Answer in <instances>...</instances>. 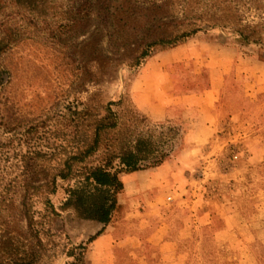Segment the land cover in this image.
Instances as JSON below:
<instances>
[{
    "label": "rangeland",
    "instance_id": "1",
    "mask_svg": "<svg viewBox=\"0 0 264 264\" xmlns=\"http://www.w3.org/2000/svg\"><path fill=\"white\" fill-rule=\"evenodd\" d=\"M160 1L0 0V223L26 234L23 205L35 214L39 236L16 243L31 255L25 263L103 264L95 244L108 229L117 243L143 232L152 244L143 261L127 246L109 264H264V47L200 33L141 58L156 31L147 21L159 16L147 8ZM256 1L241 8L246 22H264V0ZM232 59L245 63L229 73ZM219 67L228 68L214 82L220 101L190 109ZM95 100L122 101L112 109L124 132L159 151L148 169L120 175L108 224L66 206L63 180L47 196L32 184L75 146L76 112ZM121 196L141 199V209Z\"/></svg>",
    "mask_w": 264,
    "mask_h": 264
},
{
    "label": "trees",
    "instance_id": "2",
    "mask_svg": "<svg viewBox=\"0 0 264 264\" xmlns=\"http://www.w3.org/2000/svg\"><path fill=\"white\" fill-rule=\"evenodd\" d=\"M256 3V0H178L172 5L161 0L150 3L147 11L159 16L147 21L150 29L156 31L145 36L147 42L141 58L149 56L156 47L173 48L200 33H227L241 46L263 48L264 22H246L241 16L242 6L248 4L252 8ZM170 7L173 10L168 12ZM255 10H259L258 7L255 6ZM99 96L96 94L94 98ZM94 102L82 103L83 108L76 112L75 146L67 145L60 163L51 166L50 174L32 184L36 187L34 190L41 189V195L47 196L54 194L58 180H63L68 184L66 206L74 207L84 219L108 224L117 207V196L124 190L120 175L148 169L159 151L146 149L141 134L132 140L135 131L132 134L124 132L126 128L120 122L119 114L112 109L120 106L122 101L104 105L99 100ZM176 136L179 134L174 133L171 141ZM161 158L164 159L165 154ZM154 163L157 165L160 161ZM34 215L23 205L19 217L22 223L27 221L26 234L10 231L9 225L0 223V264H27L24 261L31 255L28 256L25 246L21 252V245L16 243L19 238L26 241L28 236H39Z\"/></svg>",
    "mask_w": 264,
    "mask_h": 264
},
{
    "label": "crops",
    "instance_id": "3",
    "mask_svg": "<svg viewBox=\"0 0 264 264\" xmlns=\"http://www.w3.org/2000/svg\"><path fill=\"white\" fill-rule=\"evenodd\" d=\"M181 50H180V47H177L173 50H169L168 52H165V54L167 55V53H179ZM198 62V61H197ZM245 62L241 59L239 60H230V61H227V62H224V64H229L228 67L229 68V73L233 72V70L237 69V70H240L242 69V64H244ZM220 69H225L224 71L221 72ZM227 72H228V68H221L219 67V71H217L215 73V79L213 78V87H211L208 91H205L204 94H202L203 96V99L202 101L200 102L198 100V98H196L194 101L195 103L192 104V107L190 109H193L194 108V105H195V112L199 111V108L201 110H204L206 108L208 109H211L215 106L216 104V100L217 102L220 101L221 99V96L218 94V93H215L214 90V82L216 81V79L220 78L222 75L226 76L227 75ZM222 78V77H221ZM159 79V78H158ZM169 80V77H165L163 78V80H161L160 82L157 81V80H154V78L152 79V83L153 84H158V83H161V84H164L166 85L167 82ZM219 82V81H218ZM162 92H160L161 94ZM159 94V92L157 93ZM143 96L141 95V98ZM190 97V96H188ZM191 97H195V96H191ZM199 106V107H198ZM196 107H198L196 109ZM150 114V117L155 119V120H162V118H158L156 117L154 114L152 113H149ZM196 118L199 119L198 115H196ZM212 125L211 124H205V130L206 131H209L211 129ZM141 193V192H139ZM123 197H126L123 196ZM139 197L141 198V194L139 195ZM124 199V198H123ZM121 201L122 200V196L121 198H119V203H122ZM125 204H128V207H133L135 205H137L138 207H140L139 209H141V199L137 201V203L133 200H124L123 201ZM133 204H132V203ZM132 204V205H131ZM140 217H141V212H140ZM140 227L141 229H144V227L146 228V223L143 221L140 223ZM143 231V230H142ZM140 238L135 240V236H131L130 238L127 239V242H124V243H117L118 241H120V239L118 240H114L113 237L111 236V233L110 231L107 229L106 230V233L104 236L100 237L97 241H96V246L97 247H101V253H99V257L101 259V261L103 262V264H109V263H112L113 260L116 261L118 259V256H113V254L115 253H118V251L122 248H126L127 246H129V249L128 250V254H129V258L130 259H133V260H140V261H143L145 260L147 257L145 256L146 252L148 251V249L151 247V239H148L145 235H143L142 233L143 232H140Z\"/></svg>",
    "mask_w": 264,
    "mask_h": 264
}]
</instances>
